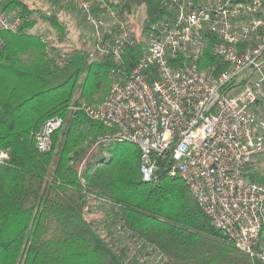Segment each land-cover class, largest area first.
<instances>
[{
	"label": "trees",
	"instance_id": "16d2710c",
	"mask_svg": "<svg viewBox=\"0 0 264 264\" xmlns=\"http://www.w3.org/2000/svg\"><path fill=\"white\" fill-rule=\"evenodd\" d=\"M104 1L133 13L135 0ZM171 1L142 0L138 41L91 59L90 25L64 48L70 37L56 13L0 0L22 18L18 31L0 29V264H264L213 224L182 178L161 171L144 181L139 147L105 139L109 130L85 111L130 75ZM39 21L58 44L31 31ZM55 118L62 125L42 151L36 134ZM248 171L264 183V168Z\"/></svg>",
	"mask_w": 264,
	"mask_h": 264
},
{
	"label": "built area",
	"instance_id": "2783aa9c",
	"mask_svg": "<svg viewBox=\"0 0 264 264\" xmlns=\"http://www.w3.org/2000/svg\"><path fill=\"white\" fill-rule=\"evenodd\" d=\"M78 8L93 29L91 59L119 56L138 37L128 10L104 0H59ZM134 6V4H133ZM145 33V53L130 75L85 111L109 134L141 152L144 181L161 171L182 178L211 218L241 250L264 261V0H172ZM133 8V12H134ZM22 18L0 7V29ZM62 120L36 134L51 147ZM7 152L0 151V163Z\"/></svg>",
	"mask_w": 264,
	"mask_h": 264
},
{
	"label": "rangeland",
	"instance_id": "374dc122",
	"mask_svg": "<svg viewBox=\"0 0 264 264\" xmlns=\"http://www.w3.org/2000/svg\"><path fill=\"white\" fill-rule=\"evenodd\" d=\"M25 6L29 8L39 9L48 14L56 13L59 17V20L63 23L66 28L68 35L70 37V43L68 44H59V46H63L64 48H68L74 43L79 42L80 36L84 33L90 32L89 25L83 20L82 14L80 11L72 6L71 3L58 2L56 0H21ZM134 10L133 14L130 17V26L131 30L138 32L139 27L145 17L144 14V4L142 0L134 1ZM10 13L14 14V11ZM9 13V14H10ZM12 14V15H13ZM34 33H46V36L52 42L58 44L57 40V30L52 26L48 25L45 21H39L36 26L31 30ZM88 217H97L101 218L102 214L97 215H88Z\"/></svg>",
	"mask_w": 264,
	"mask_h": 264
}]
</instances>
